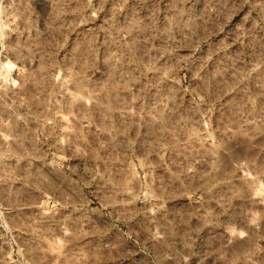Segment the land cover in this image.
<instances>
[{
	"label": "rangeland",
	"instance_id": "374dc122",
	"mask_svg": "<svg viewBox=\"0 0 264 264\" xmlns=\"http://www.w3.org/2000/svg\"><path fill=\"white\" fill-rule=\"evenodd\" d=\"M0 264H264V0H0Z\"/></svg>",
	"mask_w": 264,
	"mask_h": 264
}]
</instances>
